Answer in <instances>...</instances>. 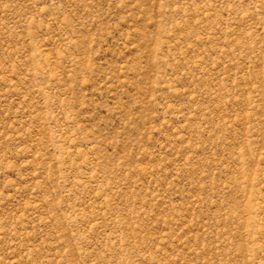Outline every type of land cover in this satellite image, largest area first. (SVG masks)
<instances>
[{
	"label": "rangeland",
	"instance_id": "1",
	"mask_svg": "<svg viewBox=\"0 0 264 264\" xmlns=\"http://www.w3.org/2000/svg\"><path fill=\"white\" fill-rule=\"evenodd\" d=\"M0 264H264V0H0Z\"/></svg>",
	"mask_w": 264,
	"mask_h": 264
}]
</instances>
